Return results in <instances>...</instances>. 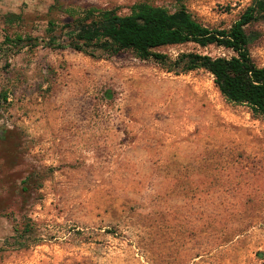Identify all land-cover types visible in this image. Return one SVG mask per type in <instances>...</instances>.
Listing matches in <instances>:
<instances>
[{"label":"rangeland","instance_id":"374dc122","mask_svg":"<svg viewBox=\"0 0 264 264\" xmlns=\"http://www.w3.org/2000/svg\"><path fill=\"white\" fill-rule=\"evenodd\" d=\"M253 1L0 0V45L37 43L0 48V264H264V117L203 70L45 45L90 8L184 5L227 30ZM245 33L264 67V23Z\"/></svg>","mask_w":264,"mask_h":264},{"label":"trees","instance_id":"16d2710c","mask_svg":"<svg viewBox=\"0 0 264 264\" xmlns=\"http://www.w3.org/2000/svg\"><path fill=\"white\" fill-rule=\"evenodd\" d=\"M57 3L54 0V5ZM254 23H264V0H254L227 30L202 26L184 5L169 12L148 2H139L123 16L116 9H87L61 26V33L69 34L65 43H59L58 37L51 35L45 45L59 50L65 46L90 58H112L127 52L175 74L203 70L212 76L226 102L246 106L253 115L264 117V67H258L252 60L248 51L250 38L245 33V28ZM185 44L200 48L214 45L232 52L233 56L225 59L186 53L172 60L160 52ZM6 45L20 51L34 48L37 43L35 39L11 40L5 36L0 48Z\"/></svg>","mask_w":264,"mask_h":264}]
</instances>
